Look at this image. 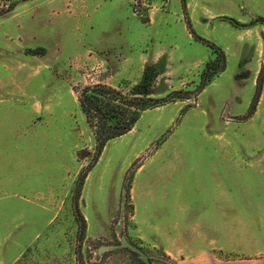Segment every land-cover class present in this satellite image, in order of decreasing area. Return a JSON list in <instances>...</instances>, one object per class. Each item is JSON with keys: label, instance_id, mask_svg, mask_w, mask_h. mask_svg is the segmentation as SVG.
Masks as SVG:
<instances>
[{"label": "rangeland", "instance_id": "1", "mask_svg": "<svg viewBox=\"0 0 264 264\" xmlns=\"http://www.w3.org/2000/svg\"><path fill=\"white\" fill-rule=\"evenodd\" d=\"M185 4L28 0L0 16V264H78L77 211L85 264H138L123 240L155 264L202 246L264 260V0ZM186 15L226 55L203 91L216 53ZM93 85L174 99L93 163L78 100Z\"/></svg>", "mask_w": 264, "mask_h": 264}, {"label": "trees", "instance_id": "2", "mask_svg": "<svg viewBox=\"0 0 264 264\" xmlns=\"http://www.w3.org/2000/svg\"><path fill=\"white\" fill-rule=\"evenodd\" d=\"M28 0H0V16L10 14L17 7ZM184 10L186 9L185 0H183ZM188 28L197 41L207 44L216 53V59L208 63L201 75V84L199 90L203 89L212 81L219 70L224 69L226 63L225 53L216 45L206 42L196 36L192 30L188 17L186 15ZM233 23V22H232ZM27 53L33 56L46 55V49L35 48L28 49ZM172 95L166 98H154L152 92L142 94L135 92L132 94H124L107 85H93L85 87L79 94V105L83 115L85 116L90 128L93 130L96 140V155L93 163L97 162L105 146L112 140L128 134L139 121L143 112L157 108L169 101L173 100ZM77 211L78 219V242L80 248L77 252L78 264H85L82 256L81 246L87 232V223L83 216ZM137 258L138 264H145L140 256L129 249H121ZM169 260V258H167ZM152 264L155 261L150 256Z\"/></svg>", "mask_w": 264, "mask_h": 264}, {"label": "crops", "instance_id": "3", "mask_svg": "<svg viewBox=\"0 0 264 264\" xmlns=\"http://www.w3.org/2000/svg\"><path fill=\"white\" fill-rule=\"evenodd\" d=\"M216 227L214 230H212L211 235H213V238L210 239V242H214L216 240L223 241L224 239V230H223V223L216 222L214 224ZM220 227V228H219ZM159 237L161 236L160 233H158ZM216 236V238H214ZM161 238V237H160ZM206 241V240H205ZM207 242V241H206ZM179 264H264V260H244V261H224L222 259H219L217 253L213 251V248H209L202 246L201 248L197 249L190 255H188L184 260H181Z\"/></svg>", "mask_w": 264, "mask_h": 264}, {"label": "water", "instance_id": "4", "mask_svg": "<svg viewBox=\"0 0 264 264\" xmlns=\"http://www.w3.org/2000/svg\"><path fill=\"white\" fill-rule=\"evenodd\" d=\"M263 83H264V72H262L258 78V82H257V94L255 97V101H254V106L258 103L260 96L262 94V89H263ZM122 248H127L132 250L133 252L137 253L141 260L145 263V264H152L150 257L148 256V254L139 246L131 244L130 242H128L127 240H123V243L121 245Z\"/></svg>", "mask_w": 264, "mask_h": 264}]
</instances>
